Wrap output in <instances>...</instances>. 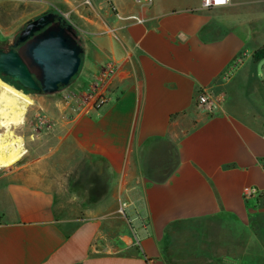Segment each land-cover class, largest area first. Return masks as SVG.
I'll list each match as a JSON object with an SVG mask.
<instances>
[{"label": "crops", "instance_id": "obj_1", "mask_svg": "<svg viewBox=\"0 0 264 264\" xmlns=\"http://www.w3.org/2000/svg\"><path fill=\"white\" fill-rule=\"evenodd\" d=\"M109 1L93 41L101 68L113 69L110 101L74 117L62 142L86 216L61 215L75 198L59 200L41 176L11 181L0 194V264L257 260L248 251L263 195L247 200L244 189L264 191V57L251 41L263 25L247 22L264 21V0L209 10L201 0ZM201 89L211 115L197 105ZM119 213L120 227L108 226Z\"/></svg>", "mask_w": 264, "mask_h": 264}, {"label": "rangeland", "instance_id": "obj_2", "mask_svg": "<svg viewBox=\"0 0 264 264\" xmlns=\"http://www.w3.org/2000/svg\"><path fill=\"white\" fill-rule=\"evenodd\" d=\"M46 11H58L79 32L80 43L84 48L81 67L68 86L61 87L52 94L26 92L17 87L34 99V104L27 112L25 124L16 130L25 139L27 153L16 164L0 170V194L4 185L11 181L21 180L26 174H36L41 176L45 184L54 185L59 200L62 196L66 200L75 198L67 207L69 210L71 208V212L65 211L61 215L82 218L86 213L77 211L81 209L79 204L82 198L75 195L80 190L70 188L69 180L72 175L65 173L62 142L74 117L82 113H94L93 107L96 105L98 93L96 76L101 68L93 41L94 20L96 15L113 10L109 0H0V47L10 48L23 26ZM259 24L263 25L262 35L258 32L255 39L250 38L252 43H259L256 50L264 48V21L247 22L252 29ZM258 207L264 209V194ZM262 212L264 214V210ZM118 215L108 226L120 227L124 218L121 217L122 213ZM260 225L263 226L262 229L259 226L256 229L258 243L248 251L260 256L248 264H264V219ZM72 226L73 223L66 225L67 228Z\"/></svg>", "mask_w": 264, "mask_h": 264}, {"label": "water", "instance_id": "obj_3", "mask_svg": "<svg viewBox=\"0 0 264 264\" xmlns=\"http://www.w3.org/2000/svg\"><path fill=\"white\" fill-rule=\"evenodd\" d=\"M49 12L30 20L8 49H0V77L35 93L52 94L78 74L84 48L73 36V24ZM26 42L25 60L15 47ZM31 66L37 69L34 74Z\"/></svg>", "mask_w": 264, "mask_h": 264}, {"label": "bare ground", "instance_id": "obj_4", "mask_svg": "<svg viewBox=\"0 0 264 264\" xmlns=\"http://www.w3.org/2000/svg\"><path fill=\"white\" fill-rule=\"evenodd\" d=\"M33 104V97L0 77V170L16 164L27 153L25 139L16 130L25 124Z\"/></svg>", "mask_w": 264, "mask_h": 264}, {"label": "built area", "instance_id": "obj_5", "mask_svg": "<svg viewBox=\"0 0 264 264\" xmlns=\"http://www.w3.org/2000/svg\"><path fill=\"white\" fill-rule=\"evenodd\" d=\"M152 3L154 0H139ZM231 0H201V8L209 10L215 7L226 6L230 4ZM137 22H143V18L138 16H131ZM240 58V57H239ZM113 69L110 67L100 68L99 74L96 76V82L98 85V93L95 99L96 105L93 107V110L98 111L104 105L110 101V85L113 78ZM197 105L203 109L207 114L211 115L215 112L216 104L204 89L198 91L197 94ZM264 194V191H261L256 186H248L244 189V196L247 200L252 199L253 197H261Z\"/></svg>", "mask_w": 264, "mask_h": 264}, {"label": "flooded vegetation", "instance_id": "obj_6", "mask_svg": "<svg viewBox=\"0 0 264 264\" xmlns=\"http://www.w3.org/2000/svg\"><path fill=\"white\" fill-rule=\"evenodd\" d=\"M49 12H54V13H56L57 14V17H56V20H58L59 18H58V16L59 15H61L58 11H46L45 13H43V14H46V13H49ZM42 14V15H43ZM41 16V15H40ZM39 17V16H38ZM38 17H36V18H38ZM36 18H34V19H36ZM65 18V17H64ZM31 20H33V19H31ZM30 21V20H29ZM69 22V21H68ZM26 25V24H25ZM25 25L23 26V28L25 27ZM74 27V26H73ZM23 28L20 30V32L17 34V37H16V39H18L19 38V36H20V33H21V31L23 30ZM72 34H73V36L78 40V42H81V40H80V37H79V32L77 31V29L74 27L73 28V32H72ZM15 39V40H16ZM26 42L27 41H25V42H21V43H19L16 47H15V50L17 51V52H19L22 56H24V58H25V60L28 62V64H30V59L28 58V57H26V55H25V53H26ZM0 49H8L7 47H0ZM31 69H32V71H33V73L34 74H36L37 73V69L36 68H34L33 66H31ZM27 90V89H26Z\"/></svg>", "mask_w": 264, "mask_h": 264}, {"label": "trees", "instance_id": "obj_7", "mask_svg": "<svg viewBox=\"0 0 264 264\" xmlns=\"http://www.w3.org/2000/svg\"><path fill=\"white\" fill-rule=\"evenodd\" d=\"M254 57H255L256 59H260V58L264 57V48H260V49L256 50V51L254 52ZM3 79L6 80V81H8V82H10V83L13 84V85H15L16 87L25 90L26 92H32V91H30V90H26V89L22 88V87H21L20 85H18V84H15V83L12 82L8 77H4V76H3ZM99 110H100V109H99ZM147 260H148V259H147Z\"/></svg>", "mask_w": 264, "mask_h": 264}]
</instances>
